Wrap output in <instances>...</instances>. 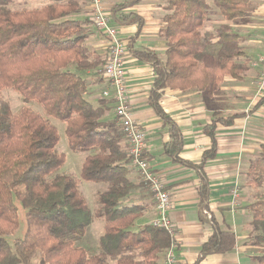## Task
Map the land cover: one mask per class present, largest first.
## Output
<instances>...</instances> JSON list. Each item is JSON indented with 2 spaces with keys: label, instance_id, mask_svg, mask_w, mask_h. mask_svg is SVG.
<instances>
[{
  "label": "trees",
  "instance_id": "1",
  "mask_svg": "<svg viewBox=\"0 0 264 264\" xmlns=\"http://www.w3.org/2000/svg\"><path fill=\"white\" fill-rule=\"evenodd\" d=\"M14 2L0 0V92L4 88L18 91L25 103H39L46 116L29 107L14 114L0 98V264H159L171 235L151 222L138 223L156 202L132 164L125 132L116 113H111L113 99L96 87L106 81L101 71L108 56L87 44L92 21L76 15L82 1L50 0L40 8L23 10L13 9ZM127 5L116 6L114 15ZM253 8L251 0H166L165 60L153 51L134 53L154 66L150 105L171 125L168 154L178 158L182 137L159 102L160 91L166 87L196 89L207 100L226 75L241 78L250 63L244 36L229 23L214 32L203 28L214 10L229 22L247 24ZM118 20L136 22L139 27L143 23L136 13ZM216 37L220 43L217 53L206 52ZM97 92L99 97L91 100ZM263 102L264 97L259 104ZM51 116L66 123L70 147L88 153L81 178L107 184L98 194L99 207L94 212L78 181L60 172L66 156L56 149L60 135ZM235 117L215 116L206 127L213 144L199 168L216 155L217 122L231 125ZM131 167L139 173V183L130 177ZM246 176L256 190L247 206L252 213L250 241L257 248L255 261L264 264V144ZM201 196L202 208H207L206 178ZM20 207L25 211V232L14 237L20 226ZM95 218L104 219L105 232L99 240L100 251L89 253L77 243ZM235 245L234 232L215 224L197 263Z\"/></svg>",
  "mask_w": 264,
  "mask_h": 264
},
{
  "label": "crops",
  "instance_id": "2",
  "mask_svg": "<svg viewBox=\"0 0 264 264\" xmlns=\"http://www.w3.org/2000/svg\"><path fill=\"white\" fill-rule=\"evenodd\" d=\"M133 1L104 0V7L111 15L112 23L118 27L119 35L130 42L126 67L132 115L146 133L145 155L152 168L163 179L171 196L173 208L170 215L179 242L177 262L254 264L258 252L250 241L252 213L247 207L252 196L248 192L250 185L245 181L244 175L246 166L264 144V102L259 104L264 97V86L261 88L260 85L262 63L259 62V57L264 56V0H251L254 8L247 24L229 22L218 10H214L203 28L204 32H214L220 25L229 23L233 30L244 36L243 46L250 63L241 78L226 75L207 100L196 89L166 87L160 91L159 102L181 133L182 149L178 158L168 154L166 148L172 141L171 125L150 105L155 80L154 66L134 55L135 52L153 51L165 60L168 41L162 35V29L165 25L163 17L166 13V0H138L131 4ZM82 2V9L76 15L90 19V0ZM121 3L128 5L114 15L115 7ZM131 13L142 18L140 27L136 22L118 20ZM90 30L88 46L105 54L107 37L93 23H90ZM219 47L218 38H213L206 47V52L216 54ZM100 94L97 92L90 99L94 101ZM111 113L114 116L115 110L112 109ZM215 116L224 119L236 117L231 125L217 122L214 131L216 155L208 159L201 169L199 164L204 153L213 144L212 138L206 133V127L210 126ZM130 177L137 183L141 181L139 173L133 167ZM204 178L207 179L209 189L207 208H202L201 203ZM235 189L239 192L237 197L234 195ZM135 198L139 200V196L135 195ZM155 214L156 207L153 206L151 211L140 217L138 223L151 222ZM215 224L222 230L234 232L236 245L227 252L206 255L197 263ZM100 237L94 250L87 247L92 245L89 238L84 239L80 246L89 253H98ZM159 264H165V253Z\"/></svg>",
  "mask_w": 264,
  "mask_h": 264
},
{
  "label": "built area",
  "instance_id": "3",
  "mask_svg": "<svg viewBox=\"0 0 264 264\" xmlns=\"http://www.w3.org/2000/svg\"><path fill=\"white\" fill-rule=\"evenodd\" d=\"M90 20L96 29L108 39L105 53L108 60L101 71L107 80L108 86L103 90L102 95L113 99L116 116L129 142L132 164L140 172L141 177L153 193L156 202V214L151 223L156 227L167 230L171 235V243L165 253V264H178L176 252L179 242L170 215L173 208L171 196L163 179L152 168L145 155L146 133L133 119L132 115L126 67V57L129 50L128 41L119 35L118 27L112 23L111 15L104 7V0H90ZM259 62L262 63L260 85L263 88L264 56L259 57ZM234 195L239 196L237 189L234 190Z\"/></svg>",
  "mask_w": 264,
  "mask_h": 264
},
{
  "label": "rangeland",
  "instance_id": "4",
  "mask_svg": "<svg viewBox=\"0 0 264 264\" xmlns=\"http://www.w3.org/2000/svg\"><path fill=\"white\" fill-rule=\"evenodd\" d=\"M209 1L211 2L212 0H209ZM49 2L50 0H15L14 4L12 5V8L16 10L36 9V8H40L48 4ZM107 86H108L107 82H104L103 84L99 85V87L97 88L98 90H100L101 88L104 89ZM186 90H194V89H186ZM0 98L7 101L10 104L11 109L14 114H18L24 107H29L32 110L45 115L39 103H37L36 101L25 103L20 93L12 88L2 89L0 92ZM49 119L57 127L59 135H60V140L56 146V149L59 152L64 153L66 156V161L64 165L61 167L60 172L70 175L78 181L80 189L84 193L88 201L90 209L92 210V212H94L99 207L98 194L107 189V184L103 182L87 181L81 178L82 164L88 153L82 152V151H74L70 147L69 141L66 135V123L64 121L59 120L53 116L49 117ZM248 168H249V165L246 166L245 175H244V178L247 184L249 183L247 176H246V172ZM248 192H250L252 196L250 201H253L254 200L253 193L255 194L256 190L252 186H249ZM19 217H20V226L17 229V231L14 233L13 235L14 237L23 236L25 232V227H26L25 226V211L21 207L19 208ZM104 230H105L104 219L95 218L94 221L87 228L85 235L80 237V240H79L80 242L78 241L77 244L80 245L84 241V239L89 238L91 240L92 245L91 246L86 245V246L89 248L91 247V249L94 250L95 249L94 246L97 240L99 239L100 235L104 232ZM38 260L39 258L35 259L36 262H38ZM254 264H258V263L254 262Z\"/></svg>",
  "mask_w": 264,
  "mask_h": 264
}]
</instances>
